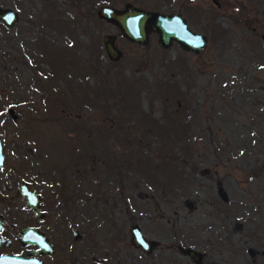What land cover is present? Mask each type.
Returning a JSON list of instances; mask_svg holds the SVG:
<instances>
[{"label": "rangeland", "instance_id": "1", "mask_svg": "<svg viewBox=\"0 0 264 264\" xmlns=\"http://www.w3.org/2000/svg\"><path fill=\"white\" fill-rule=\"evenodd\" d=\"M124 2L178 13L204 44L163 47L153 30L144 43L128 40L96 14ZM0 6L17 13L10 26L0 21V126L17 178L42 195L44 220L60 222L58 264H264V0ZM104 33L114 34L117 59L107 57ZM162 124L188 139L173 153L175 170L189 176L181 189L158 188L137 161L169 150L154 133ZM131 223L158 241L150 253L128 242Z\"/></svg>", "mask_w": 264, "mask_h": 264}, {"label": "flooded vegetation", "instance_id": "2", "mask_svg": "<svg viewBox=\"0 0 264 264\" xmlns=\"http://www.w3.org/2000/svg\"><path fill=\"white\" fill-rule=\"evenodd\" d=\"M13 116L12 113L11 118ZM5 133L6 127L0 126V256H13L18 259L17 264H34L32 259L42 264H58L55 256L61 251V245L57 242L62 235L60 222L44 220L47 206L43 203L42 195L33 188L39 194L37 209L41 213L36 212L38 215H35V211L27 205L23 190L26 186L31 187L28 179L17 178L19 164L16 165L15 161L18 158L10 155L13 143L6 140ZM72 228L70 233L73 240ZM157 246L158 243L154 248ZM70 252L67 249L64 257L72 256ZM52 257L55 258L52 260Z\"/></svg>", "mask_w": 264, "mask_h": 264}, {"label": "water", "instance_id": "3", "mask_svg": "<svg viewBox=\"0 0 264 264\" xmlns=\"http://www.w3.org/2000/svg\"><path fill=\"white\" fill-rule=\"evenodd\" d=\"M217 3V0H214ZM97 16L114 23L120 33L130 41L144 43L147 37V31L153 30L157 35V42L161 46H167L171 40L176 41L181 46L196 52L205 42L204 37L187 28L185 20L176 12L160 13L155 10H146L132 5L130 2H124L122 8H115L110 5H100L96 8ZM17 19V13L9 7L0 6V21L6 26L12 25ZM114 34L104 33L102 42L105 53L109 59H117L120 51L113 44ZM260 42L264 46V34L259 35ZM12 116V110H8ZM21 188V187H20ZM27 197V205L34 211H38L39 194L31 188L23 190ZM128 242L140 248L145 253H150L158 241L154 238H146L141 232L139 226L135 223L128 225ZM73 238L79 236L78 230L72 228ZM183 253L189 256L190 260L199 263L202 253L191 247L180 248ZM34 264H42L37 259H32ZM18 259L13 256H0V264H17Z\"/></svg>", "mask_w": 264, "mask_h": 264}, {"label": "trees", "instance_id": "4", "mask_svg": "<svg viewBox=\"0 0 264 264\" xmlns=\"http://www.w3.org/2000/svg\"><path fill=\"white\" fill-rule=\"evenodd\" d=\"M144 120H145V118L143 116H141L139 118L140 123H144L145 122ZM162 126L163 127H161L159 129L161 131L154 132V133H157L158 135H160V137L158 139V143L161 146H166V148L169 147V150H167L166 152H164V154H162L160 156L159 161L150 160V162L147 163L148 159L144 158L140 155L137 158V161H142L144 163V167L146 169L147 174L151 175L150 178H153V179H151L152 183L154 185H156L158 188L165 191L163 189L164 187H165V189H168L169 187L171 188L175 185V187H178V189L179 188L181 189V186L184 185L185 179L188 178L189 176L186 177V175H188L186 172L180 173L178 170H175V168L178 166L177 165L178 161L173 156V153L175 154L176 148L179 149V151L183 153L185 148L187 147L188 139H186V141H185V138H184L185 134L184 133L178 132V130H175L173 128L170 129L167 126H165V124H162ZM141 131H147V129H141ZM141 135L145 138L146 134H141ZM187 138H188V136H187ZM177 142H179V145H176ZM193 142L194 141H192L191 143H193ZM171 143L172 144L174 143L173 152L171 151L172 150V146H170ZM37 152H38V150H37ZM125 159L127 160V164H126L127 169H132L133 168V160L132 161L128 160L129 157H125ZM150 163L155 164V168L153 170H151V168H149ZM168 171L174 172V174L171 175V177L169 179L167 178V172ZM177 185H180V186H177Z\"/></svg>", "mask_w": 264, "mask_h": 264}]
</instances>
